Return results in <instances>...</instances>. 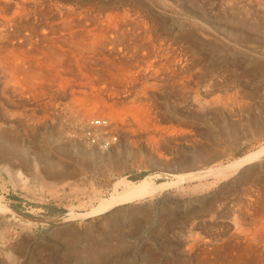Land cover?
Masks as SVG:
<instances>
[{"label":"rangeland","instance_id":"374dc122","mask_svg":"<svg viewBox=\"0 0 264 264\" xmlns=\"http://www.w3.org/2000/svg\"><path fill=\"white\" fill-rule=\"evenodd\" d=\"M59 1L96 14L137 10L183 55L180 66L187 64L183 75L190 78L181 87L178 79L159 76L155 92L147 90L158 122L146 131L118 128L119 150L107 160L87 154L92 147L67 111L77 85L58 92L47 80L44 89L32 88L23 105L34 116L0 130L8 140L0 141V264H235L236 257L264 264V246L246 239L255 226L247 220L256 218L257 206L264 212V160L242 175L180 182L106 214L81 217L122 178L167 183L174 174L208 171L264 143V0ZM67 67L58 70L73 81ZM197 100L206 102L202 111ZM51 102L60 106L56 114ZM19 175L29 190L19 187ZM38 175L58 186L56 196L37 191Z\"/></svg>","mask_w":264,"mask_h":264},{"label":"bare ground","instance_id":"6f19581e","mask_svg":"<svg viewBox=\"0 0 264 264\" xmlns=\"http://www.w3.org/2000/svg\"><path fill=\"white\" fill-rule=\"evenodd\" d=\"M157 1L153 3L167 4L165 0ZM153 25V21H146L145 17L134 9H121L96 14L90 8L80 6L76 2L0 0V121H2L0 122V130L3 129L2 126L5 127L4 129L6 127L12 128L24 117L31 118L34 116L33 111L28 113L24 109L23 102L26 101L28 92L33 91L32 88L42 87L44 89L43 86L48 80L47 83L50 82V85L47 88L49 89L51 86L53 89L56 88L58 92L67 88L72 90V86L77 85L79 90H72L74 101L69 107L67 106V111L83 130L91 128L90 122L92 120L105 119L109 123L107 134L116 133L118 128L122 132L131 128L146 131V128L158 122L154 102L148 96L149 92L147 93V90L150 89V92H155L157 78L161 75L171 80L178 79V85L181 87H185L190 78L189 74H187L189 76L183 75L184 72L188 73L187 64H183V67L180 66L184 62L183 55L181 56L172 47V44H165L163 40L159 39L154 34ZM92 62L98 64V66L94 64L93 67ZM65 64L71 67L70 71L74 75L73 81L62 76L63 73L61 72L63 70L61 72L58 70V68L64 69L65 67L68 69L69 67ZM63 65H65L64 68ZM66 72L68 71L65 70ZM99 84L104 86L98 87ZM128 85L132 86L129 87ZM48 94L53 95V93ZM49 99H52V97ZM200 100H197L198 102L196 101L194 106L202 111L206 106V102ZM52 104L54 106L51 107L50 112L56 114L60 106L56 102ZM188 106L194 107L192 104ZM21 107L22 109H20ZM46 110L48 112V107ZM60 116L62 115L60 114ZM94 130L97 136L104 134L100 129ZM4 137L0 133V141L7 142L8 140ZM126 138L127 135H125ZM79 148L82 149V146L80 145ZM118 150L116 145L110 151L91 148L87 154L97 160H107L114 156ZM86 151L88 150L86 149ZM262 160H264V143L260 144L253 152L225 164L218 163L212 167L209 165L208 171L174 174L172 175V181L167 183L156 184L148 177L138 182H129L122 178L112 185L113 191L107 199H99L95 207H91L87 213L82 216L80 214V216L93 217L106 214L124 203L139 200L180 182L196 181L208 175L216 178H226L237 171H240V175H242L247 171L246 167L248 165L259 163ZM37 177V191L47 193L49 196L58 194V186L55 183L46 181L42 176L38 175ZM24 179L19 175L15 181L20 184L19 187L22 186L23 189L29 190L28 181ZM117 187L120 190H117ZM257 207L256 218L247 220H251L255 226L251 232L247 231L249 233L246 234V239L250 242L249 245L257 243L264 246V212H260L262 210L261 206ZM246 222L244 221V224ZM250 222L248 223L250 224ZM251 224L249 226H252ZM242 231V233H246L243 229ZM245 244L247 245V243ZM92 251H90L91 256L95 254ZM236 260L239 263L240 260L237 257ZM234 261L230 264H233Z\"/></svg>","mask_w":264,"mask_h":264},{"label":"built area","instance_id":"2783aa9c","mask_svg":"<svg viewBox=\"0 0 264 264\" xmlns=\"http://www.w3.org/2000/svg\"><path fill=\"white\" fill-rule=\"evenodd\" d=\"M91 128L83 130V139L92 148L101 151H108L112 149L119 141L117 134H107L109 123L105 119H94L90 122ZM94 129L102 130L103 135H95Z\"/></svg>","mask_w":264,"mask_h":264}]
</instances>
